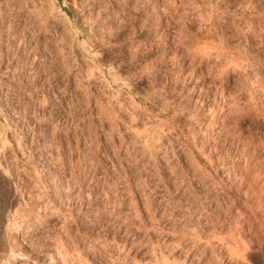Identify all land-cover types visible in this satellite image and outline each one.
<instances>
[{
	"label": "rangeland",
	"instance_id": "1",
	"mask_svg": "<svg viewBox=\"0 0 264 264\" xmlns=\"http://www.w3.org/2000/svg\"><path fill=\"white\" fill-rule=\"evenodd\" d=\"M0 264H264V0H0Z\"/></svg>",
	"mask_w": 264,
	"mask_h": 264
}]
</instances>
